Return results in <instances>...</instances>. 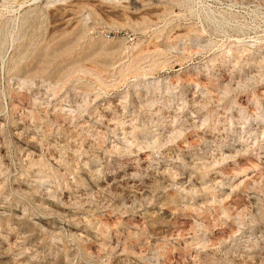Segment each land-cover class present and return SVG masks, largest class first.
<instances>
[{"label":"rangeland","instance_id":"rangeland-1","mask_svg":"<svg viewBox=\"0 0 264 264\" xmlns=\"http://www.w3.org/2000/svg\"><path fill=\"white\" fill-rule=\"evenodd\" d=\"M0 264H264V0H0Z\"/></svg>","mask_w":264,"mask_h":264}]
</instances>
